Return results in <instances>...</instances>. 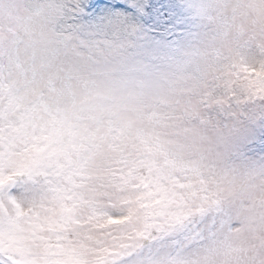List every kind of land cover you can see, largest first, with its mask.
<instances>
[{
    "label": "snow or ice",
    "instance_id": "snow-or-ice-1",
    "mask_svg": "<svg viewBox=\"0 0 264 264\" xmlns=\"http://www.w3.org/2000/svg\"><path fill=\"white\" fill-rule=\"evenodd\" d=\"M0 264H264V0H0Z\"/></svg>",
    "mask_w": 264,
    "mask_h": 264
}]
</instances>
